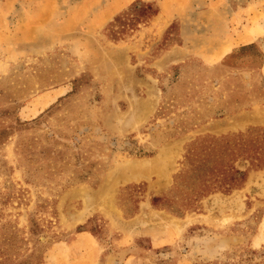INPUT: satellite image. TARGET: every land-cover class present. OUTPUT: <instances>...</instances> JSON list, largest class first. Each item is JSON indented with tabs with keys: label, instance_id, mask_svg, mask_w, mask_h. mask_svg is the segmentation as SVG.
I'll return each mask as SVG.
<instances>
[{
	"label": "rangeland",
	"instance_id": "1",
	"mask_svg": "<svg viewBox=\"0 0 264 264\" xmlns=\"http://www.w3.org/2000/svg\"><path fill=\"white\" fill-rule=\"evenodd\" d=\"M250 127L264 0H0V226L31 264H264V167L189 204L182 178Z\"/></svg>",
	"mask_w": 264,
	"mask_h": 264
},
{
	"label": "trees",
	"instance_id": "2",
	"mask_svg": "<svg viewBox=\"0 0 264 264\" xmlns=\"http://www.w3.org/2000/svg\"><path fill=\"white\" fill-rule=\"evenodd\" d=\"M137 15L128 18L129 24L136 23L140 17L154 14L150 4L135 5ZM118 19V18H117ZM187 170L182 178L190 185L185 204L212 189L230 190L243 184L248 169L264 167V127H250L246 132L232 135H208L189 147L185 155ZM162 198H154L157 203ZM0 226V264H31L41 259L36 254L37 246L29 247L28 240L15 229ZM37 225L30 227L36 233ZM32 249V250H31ZM34 256V257H33Z\"/></svg>",
	"mask_w": 264,
	"mask_h": 264
}]
</instances>
